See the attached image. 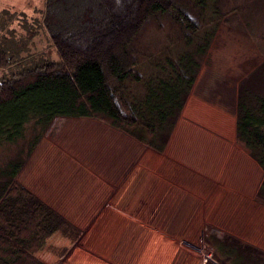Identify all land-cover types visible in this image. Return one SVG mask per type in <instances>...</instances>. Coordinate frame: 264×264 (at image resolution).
Listing matches in <instances>:
<instances>
[{"label":"rangeland","instance_id":"rangeland-1","mask_svg":"<svg viewBox=\"0 0 264 264\" xmlns=\"http://www.w3.org/2000/svg\"><path fill=\"white\" fill-rule=\"evenodd\" d=\"M68 1L59 0L57 4L63 7ZM46 3L47 0H0V40L5 34L2 23L9 21L23 37L28 29L38 31L33 38L34 52L57 58L50 34L43 28ZM220 8L223 17L218 31L200 58V71L173 134L177 158H197L203 166L199 168L200 175H205L198 177L193 189L198 202L192 222L167 231L175 238L171 241L177 249L173 264H206L208 260L216 263L214 254L224 258L229 251L234 257L230 264H264V195L260 193L263 173L236 134L240 86L264 91V0H222ZM175 33L176 29L166 24L163 29L151 26L147 30L140 43L143 70L150 57L158 58L170 48L174 52L178 49L173 45ZM18 69L0 68V78ZM134 87L143 93L140 86ZM126 136L129 137L96 119L54 120L19 176L21 183L59 213L29 247L30 252L47 264H95L94 249L100 250L103 243L97 234L102 227L97 218L107 210L106 203L118 204L115 201L120 200L119 192L125 187L120 182L111 187L107 174L120 157H124L122 164L126 163L124 168L128 169V163L138 161L145 150L140 146L126 156L123 151L119 153L121 145L131 148ZM13 148L0 150V159L15 155L16 146ZM237 184L247 190L245 195L241 193V206L233 200L237 193L231 186ZM156 222L147 227H166ZM224 246L225 250L220 249Z\"/></svg>","mask_w":264,"mask_h":264},{"label":"trees","instance_id":"trees-1","mask_svg":"<svg viewBox=\"0 0 264 264\" xmlns=\"http://www.w3.org/2000/svg\"><path fill=\"white\" fill-rule=\"evenodd\" d=\"M58 1L47 0L43 25L57 58L34 52L38 31L23 37L2 23L0 68L19 69L0 78V150L17 149L0 159V264H47L29 247L59 213L19 176L54 120L96 119L163 152L223 17L222 0ZM165 24L178 49L150 57L143 70L140 43ZM237 135L264 171V91L240 86ZM231 254L206 264H230Z\"/></svg>","mask_w":264,"mask_h":264},{"label":"crops","instance_id":"crops-1","mask_svg":"<svg viewBox=\"0 0 264 264\" xmlns=\"http://www.w3.org/2000/svg\"><path fill=\"white\" fill-rule=\"evenodd\" d=\"M176 126L165 150L160 153L133 138L125 137L131 142V148L121 145L123 149H118L119 153L123 151L126 156L134 148L140 146L143 148L145 146V150L138 161H129L128 169L124 168L126 163L122 164L124 157H120L117 160L120 162L117 165L116 163L114 165L113 162V168L107 174L110 177V180L107 179V183L112 184L111 187L117 182L125 187L119 192L120 200L115 201L118 204L114 206L111 202L106 203L104 209L107 210L102 211L97 218V223L102 225L97 234L101 236L103 243L100 250L97 247L94 249V252L98 254H95V264H173L177 249L172 247L174 243L171 244L175 238L168 235L167 231L172 232V226H179L181 229L184 223L192 222L194 219L193 210H196L198 202L193 189L198 184V177L205 176L204 172L200 175L199 168L203 169V166L198 163L197 158L190 157L187 161L186 158H177L178 150L174 144L172 145ZM244 145L247 148L245 143ZM194 152L197 150L195 149ZM147 157L158 159L147 160ZM111 159L114 161L113 156ZM254 161L258 164L256 160ZM210 164L212 162L208 163L207 167ZM258 166L263 173V180L264 171L259 164ZM120 167L122 169H119ZM239 176L240 174H238ZM127 183H129L128 186ZM231 187L233 193H237L234 194L233 200L241 206L242 195L247 192L246 186L237 184ZM112 192L106 194L111 193L114 196L115 191ZM110 207L112 210H108ZM186 209H190V211L187 212ZM189 213H191L190 218ZM123 220L126 221V224L123 223ZM157 220L159 225L166 227L164 229L156 226L147 227L157 224ZM122 223L131 227L125 228ZM116 224L119 226L118 229H116ZM109 259L110 262L106 263Z\"/></svg>","mask_w":264,"mask_h":264}]
</instances>
